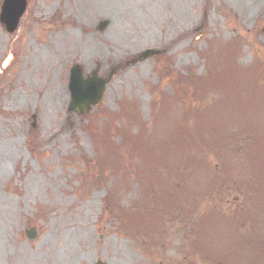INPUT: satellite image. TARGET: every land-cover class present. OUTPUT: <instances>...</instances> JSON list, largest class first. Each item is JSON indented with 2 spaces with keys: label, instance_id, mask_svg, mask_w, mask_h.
<instances>
[{
  "label": "rangeland",
  "instance_id": "1",
  "mask_svg": "<svg viewBox=\"0 0 264 264\" xmlns=\"http://www.w3.org/2000/svg\"><path fill=\"white\" fill-rule=\"evenodd\" d=\"M109 3L118 6L115 25L101 11ZM231 38L240 40L236 68L226 75L231 85L205 87L201 97L180 79L188 90L175 102L174 77L203 75L208 41L216 50ZM145 49L163 51L137 59ZM219 60L211 62L221 71ZM73 64L83 77L97 68L107 78L101 101L84 115L67 110ZM54 86L64 91L55 104ZM184 101L201 112L196 131ZM131 113L132 134L143 123L155 153L171 142L173 129L197 134L182 154L167 152L170 176L161 164L156 169L181 200L153 227L158 236L151 227L137 229L132 221L139 217L128 213L140 195H152L133 176L137 156L121 150L126 181L117 170L98 172L104 151L87 132L91 123H107L103 147H112L109 140L121 146L112 126L128 125ZM230 132L235 150L218 146ZM0 153V264H264V0H27L14 32L0 22ZM147 203L148 210L160 207Z\"/></svg>",
  "mask_w": 264,
  "mask_h": 264
},
{
  "label": "trees",
  "instance_id": "2",
  "mask_svg": "<svg viewBox=\"0 0 264 264\" xmlns=\"http://www.w3.org/2000/svg\"><path fill=\"white\" fill-rule=\"evenodd\" d=\"M207 2H209V0H206ZM213 39H210L208 42L209 44V48L207 49V51L202 54V58H204L205 63H206V71L203 75H196L195 73L191 72L190 74H188L187 76H180L177 75L176 77H174V83L172 84L173 87V95L174 97H176V101L175 102H179L180 99H183V95H185V92L188 89H181V80H185V83H189L191 85H186V87L188 88V86L193 87L192 92H196V95L198 96H204V88L206 87H215V88H225L227 86V77L226 75H228V73H232V70L234 69V67L236 68V47L239 46L240 40H238L237 38H231L225 42H222L219 44V46L217 47V49L215 50L213 48L214 42L212 41ZM214 58H220L219 61H221L223 63L222 67H221V71H218L215 65L216 63H212L211 61L214 60ZM257 64V63H256ZM255 67V70L252 72L251 76L253 77L252 79L257 80V75L255 73H257V68L256 65L253 66ZM189 81V82H187ZM166 96V95H165ZM168 97V96H166ZM195 98H193L194 100ZM193 100L190 98V103L193 104ZM164 102H165V107H168V105L170 104L169 101L164 98ZM189 102L184 101V107H183V115H188L190 117H193L196 121V124L193 128L194 131L197 130V127L199 128V123L197 125V121L199 120V113H201L200 111H198V108L196 106H191ZM123 106V105H122ZM123 109H127V106L124 105L122 107ZM129 123L128 125H122L123 127L120 128V126L116 127V126H112L113 131H116V135H118L120 138V142H121V146H116L113 143H111L112 140H109L110 143V149L108 148V142H107V129L108 127H110L107 123H105L103 125L102 128H99L101 130H99L98 128H96V126L94 124H90L87 132L89 133L90 137L93 139L94 143H98L99 147L103 148L104 153L101 154V161H97L96 162V167L97 168L99 166V168H97V171L99 172L98 169L101 170V172H105L107 171V169H110L112 172H115L116 170L118 172H121L120 174L122 175L123 178H125L124 180L126 181V177L128 175L127 172V168L125 167L124 169L120 170V167H122V165L120 163H118V159L119 157L122 156V152L121 150H123L124 152H126L129 155H133L135 154L136 159H138L140 162L139 165L135 166V170H133V176H135L137 178V182H139L140 188L141 190H145L146 192L149 191L150 193H152V195L149 197L148 194L145 195H140L141 197H144L143 201L141 204L138 205V209L135 211L134 209H130L128 210L129 214H132V217L135 218V221L138 222V220L136 219V216L139 217V222L138 223H133L132 224L137 228V229H145L147 230V232L150 231V227L153 228L155 225L156 226H162L163 222H164V215L167 211V213L169 214L170 211L168 210V208L172 207L173 209L176 208V210L180 207V203L181 200H175L173 199L172 196V192L175 193V191H172V186H168V184L164 183L165 181V176H170L169 173H171L173 167L170 165V163H165V161L167 160L168 156H167V152H175L177 150H181V154L183 152L186 151V149H190L193 146L194 139L193 137H195L197 134H195L193 131H190L189 133H186V131L183 130V127H178L177 130L173 129V137L171 142H169L166 146H161L159 147V151L153 152V150L155 149V147L153 146H146V144L148 143L146 141V139L149 138V136H147L146 134V128L144 126L143 123H139V129L137 131V133L135 135L132 134L131 132V125H132V120L136 119V116L134 113L129 114L128 116H126ZM109 119L111 120V118L109 117ZM201 119V118H200ZM137 126V124L135 125ZM201 132H199L200 134ZM231 133V132H230ZM114 134V135H115ZM194 134V135H193ZM198 134V135H199ZM235 135L234 133H231L230 135L224 134V139L222 140V142H219L220 146L221 144L224 145L225 148L230 149V150H235L234 148V143H236L237 138L232 136ZM193 136V137H192ZM116 137V136H115ZM110 139V137H109ZM230 140V143H226L227 141ZM221 141V140H220ZM197 142H202L204 143V138H202L201 140L197 141ZM206 145L209 143V141L207 140ZM221 143V144H220ZM105 145H107L108 149L105 147H103ZM232 145V147H231ZM217 146V147H218ZM148 149H151V151H149ZM161 150V151H160ZM187 157L189 160L195 155ZM187 158L182 157V159L180 158L178 161L182 160V161H186ZM165 159V161H164ZM203 159V158H200ZM199 160V159H198ZM103 162V163H100ZM117 163V164H116ZM163 166L164 168H166V173L165 176L162 174H158L156 173V169H158V167ZM109 166V167H108ZM211 169V167H208ZM127 169V170H126ZM182 172H179L178 175H180V177H182L183 175H181ZM190 173L192 174V168H190ZM162 176V177H161ZM129 178V177H128ZM148 178H153L152 183H157L156 185H149L146 183V180ZM168 179V177L166 178ZM121 181V183L124 182ZM135 180V179H134ZM185 180V179H184ZM183 180V181H184ZM145 182V183H144ZM144 184V185H143ZM166 184V187H165ZM212 184V183H211ZM210 183L208 185H211ZM144 186V187H143ZM171 187V188H169ZM176 187V186H175ZM114 188H110L109 191L107 192L106 196H105V200L107 202H112L113 200H115V196L114 193L116 191V189ZM181 190V189H180ZM179 190V191H180ZM171 195V198H168ZM175 195V194H174ZM158 198V200H156ZM152 201L154 202H158V206L157 207L160 210L159 212H156V209H150L148 210V208L146 207V205L148 204L147 202ZM112 204V203H111ZM183 205V204H182ZM178 206V208H177ZM114 210L117 211V206H113ZM140 208H142V211L140 210ZM121 212L123 211V209H120ZM169 211V212H168ZM143 212V213H142ZM118 213V212H116ZM146 217V218H145ZM149 217V218H147ZM141 218V220H140ZM152 218H154L152 220ZM142 223V224H141ZM152 231V232H151ZM149 233L151 234H155L156 236H158V234L161 233V230H155V228H153Z\"/></svg>",
  "mask_w": 264,
  "mask_h": 264
},
{
  "label": "water",
  "instance_id": "3",
  "mask_svg": "<svg viewBox=\"0 0 264 264\" xmlns=\"http://www.w3.org/2000/svg\"><path fill=\"white\" fill-rule=\"evenodd\" d=\"M25 7L24 0H4L1 6L0 21L3 22L8 31L16 28L19 16ZM157 53L155 50H146L140 56L145 57L149 54ZM106 79L96 77V70H93L91 76L83 79L81 77V68L75 65L71 69L69 88L71 92V102L69 110L78 114H84L91 105H96L100 99ZM29 238L34 237V233L28 234ZM103 264V263H98Z\"/></svg>",
  "mask_w": 264,
  "mask_h": 264
},
{
  "label": "bare ground",
  "instance_id": "4",
  "mask_svg": "<svg viewBox=\"0 0 264 264\" xmlns=\"http://www.w3.org/2000/svg\"><path fill=\"white\" fill-rule=\"evenodd\" d=\"M117 9L118 6L116 4L109 3V5L101 6V11L107 12L106 18H109V20H111L112 25H115L117 22V16H116ZM97 54L100 55L101 56L100 58L102 59L107 57V55L104 54L102 50H99ZM63 97H64V91L60 88H57V86H54V89H52L49 93L50 102L54 104L62 101ZM50 102L47 105H49ZM4 156L5 154L0 153V172H2L5 169L6 159Z\"/></svg>",
  "mask_w": 264,
  "mask_h": 264
}]
</instances>
